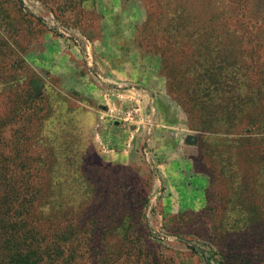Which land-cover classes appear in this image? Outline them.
Returning a JSON list of instances; mask_svg holds the SVG:
<instances>
[{
	"label": "rangeland",
	"instance_id": "obj_1",
	"mask_svg": "<svg viewBox=\"0 0 264 264\" xmlns=\"http://www.w3.org/2000/svg\"><path fill=\"white\" fill-rule=\"evenodd\" d=\"M12 240L264 264V0H0V264Z\"/></svg>",
	"mask_w": 264,
	"mask_h": 264
},
{
	"label": "trees",
	"instance_id": "obj_2",
	"mask_svg": "<svg viewBox=\"0 0 264 264\" xmlns=\"http://www.w3.org/2000/svg\"><path fill=\"white\" fill-rule=\"evenodd\" d=\"M176 28H171L170 30V37H172L173 39H175V43L176 45H180L181 41L184 40L183 36L181 35V33L177 30H175ZM197 73V72H196ZM200 74V73H199ZM205 75L207 77L212 76L211 75V71H208L205 73ZM209 88V87H207ZM206 90L207 92L209 91V89H203V91ZM211 92V91H210ZM197 91H189L188 95H187V102L191 103L193 102H197L194 99H191V96H196ZM210 94V93H207ZM185 104V103H184ZM195 104L193 103L192 107H190V112H188V114L190 115V119L192 124H196L197 122H200L199 127L202 129H210L212 130L214 128V121L208 119L207 120H201L198 119L194 114L193 111H195ZM197 110V109H196ZM202 124V125H201ZM36 231V230H35ZM35 231H30L29 234L30 238L33 240V235L36 234ZM26 237V236H25ZM23 238V236H22ZM24 240V238H23ZM8 244H10V242H7ZM31 248H27L24 249V247L22 246V241L19 240V242H16L14 240H12V251H10L9 253L5 254L3 253V256L5 259L8 260V264H40L41 261H43V259H41L40 256L41 255V250L40 249H35L34 247H32L30 245ZM39 250V253H38Z\"/></svg>",
	"mask_w": 264,
	"mask_h": 264
}]
</instances>
